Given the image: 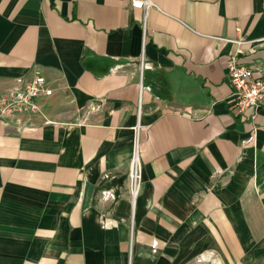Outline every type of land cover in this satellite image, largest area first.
Segmentation results:
<instances>
[{"label":"crops","instance_id":"0c3cea01","mask_svg":"<svg viewBox=\"0 0 264 264\" xmlns=\"http://www.w3.org/2000/svg\"><path fill=\"white\" fill-rule=\"evenodd\" d=\"M134 1L0 0V93L53 90L0 119V264H264V108L230 110L219 40L264 38V0Z\"/></svg>","mask_w":264,"mask_h":264},{"label":"built area","instance_id":"2783aa9c","mask_svg":"<svg viewBox=\"0 0 264 264\" xmlns=\"http://www.w3.org/2000/svg\"><path fill=\"white\" fill-rule=\"evenodd\" d=\"M155 6L151 0H136L132 7L146 12L150 7ZM145 28V23L144 26ZM220 42L233 43L239 45L237 51L228 64L230 84L233 87V92L229 98L230 110L236 109L238 112H243L248 109L256 111L264 108V73L256 76L249 68L241 66L238 61V55L242 53L241 46L244 44L252 45L259 44L264 48V38L245 41L243 39L230 40L227 38L219 39ZM144 64V56L141 57ZM142 64V66H144ZM53 95V90L48 87L46 78L41 72L36 74L29 80L18 79L14 88L0 93V119L5 123L14 122L18 125L23 124V117H35L43 115L41 101L44 98H49ZM141 110L142 103L139 105L138 117L139 123L134 128L135 139L133 143V153L131 157L130 167V190L132 201L134 202L141 192L143 176L141 161L142 146L140 142L141 128Z\"/></svg>","mask_w":264,"mask_h":264}]
</instances>
